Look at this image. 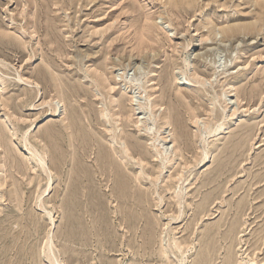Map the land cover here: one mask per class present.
I'll list each match as a JSON object with an SVG mask.
<instances>
[{"label":"rangeland","instance_id":"obj_1","mask_svg":"<svg viewBox=\"0 0 264 264\" xmlns=\"http://www.w3.org/2000/svg\"><path fill=\"white\" fill-rule=\"evenodd\" d=\"M96 140L144 217L98 204ZM50 260L264 264V0H0V264Z\"/></svg>","mask_w":264,"mask_h":264},{"label":"bare ground","instance_id":"obj_2","mask_svg":"<svg viewBox=\"0 0 264 264\" xmlns=\"http://www.w3.org/2000/svg\"><path fill=\"white\" fill-rule=\"evenodd\" d=\"M230 30L235 31L233 27H230ZM101 75L103 76V73H101ZM60 114L61 113L59 112V109H56L54 116H57ZM169 122H171V121L169 119H167L166 123H169ZM66 130L67 131L70 130L69 131L70 141H71V139H75L79 142V140L81 139L80 138L81 136L75 135V129L72 128V124L68 123L66 125ZM85 139H87L88 141L91 140V138L88 136H85ZM80 142H81V140H80ZM167 142L168 141H166V143ZM90 143H92V145H94L93 140ZM74 144H75V142L72 143V141H71L70 145L72 146ZM97 145H98V158H97L98 163H97L96 171L98 172V204L106 202L107 199L110 201L116 200L117 201V207H119V209L114 211L116 213V215L120 213V214H122L123 217H125L126 215H129V214L144 217L145 208H148V206H150L152 204L154 205V203H153L154 201L152 200L151 197L146 196L144 191H142L141 188L138 187L141 185L142 177L144 174H146V172L142 171V172L136 173V175H133L134 176L133 177L127 171L131 167V165L128 162V159L129 158L133 159V155L135 153V151H133L131 149V144L128 142L125 143L124 148L122 147L123 149H121V150L117 149V147L113 146L112 149L114 150V153L118 157H116L113 153H111L109 147H106L104 144L100 143L99 140L97 141ZM47 152H48V150H47ZM80 152H81V150H80ZM34 154L37 155L38 153L35 152ZM147 157L148 156L141 154L140 160L146 161ZM39 161L41 163L45 164V160L43 158L39 157ZM141 164H142V162H141ZM48 172H49V170H48ZM93 174H95V172ZM103 186H107V188L110 187V190H108V189L103 190L102 189ZM172 186H173V182L169 184V187H172ZM108 191H110V192L108 193ZM212 201H213V199L209 200V199L205 198V202L202 203L204 207L202 206L201 211H205L207 209V207L209 206V204L212 203ZM156 204L158 205V202H156ZM167 226H168V224H167ZM154 229H155V226H153L152 224L151 225L149 224L148 231H152ZM165 231L163 232V236H162V237H165V241L163 243V246L165 247L166 252H170V248H171L170 241H168V239L166 238L167 233ZM48 243L49 244L47 246L48 247L47 249H49V252L53 254V251H52L53 240L50 239ZM174 245L177 247H180V243L176 242ZM181 246H183V245H181ZM53 256H55V255H53ZM54 259L55 258H53V260ZM241 262L244 263L245 260L243 258H241ZM53 264H61V263L56 261V263L54 262ZM248 264H256V263L255 262H248Z\"/></svg>","mask_w":264,"mask_h":264}]
</instances>
